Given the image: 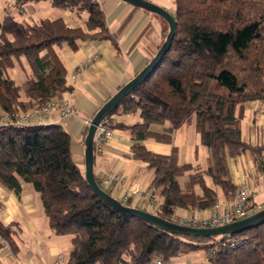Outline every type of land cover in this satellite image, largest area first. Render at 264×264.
<instances>
[{
  "label": "trees",
  "instance_id": "trees-1",
  "mask_svg": "<svg viewBox=\"0 0 264 264\" xmlns=\"http://www.w3.org/2000/svg\"><path fill=\"white\" fill-rule=\"evenodd\" d=\"M39 1L63 10L71 6L81 22L72 26L62 17L40 18L18 26L12 17L4 19L10 26L0 35V185L19 197L22 183H28L39 194L53 234L71 239L72 249L60 264L167 263L197 250L206 253L203 264H264V223L211 237L159 229L117 211L91 190L61 124L1 121L71 90L56 47L76 50L78 41L108 40L118 48L123 27L108 32L97 0H17L16 8ZM172 6L176 29L168 51L102 121L129 135L130 157L153 171L150 187L160 198L155 214L170 221L175 207L208 209L220 193L225 201L233 200L237 186L230 158L249 151L264 167V143L251 145L242 134L245 103L264 100V0H172ZM160 20L156 50L168 32ZM24 64L29 72L18 82L9 70L23 71ZM136 114L130 125L111 121L113 115ZM190 124L209 150L204 169L180 163L176 147L161 155L144 146L148 139L170 143L175 130ZM152 125L166 126L165 133L151 131ZM185 175L182 187L179 177ZM19 232L16 222L0 218V248L8 245L16 254Z\"/></svg>",
  "mask_w": 264,
  "mask_h": 264
},
{
  "label": "crops",
  "instance_id": "crops-1",
  "mask_svg": "<svg viewBox=\"0 0 264 264\" xmlns=\"http://www.w3.org/2000/svg\"><path fill=\"white\" fill-rule=\"evenodd\" d=\"M97 1L105 12L108 32L113 33L123 27L117 37L118 48L115 49L108 40L78 41L76 50L66 45L56 47V53L67 70V82L71 85V90L53 98L52 101L68 104L73 110V115L60 119L59 110L55 107L44 117L31 118L28 122L61 124L71 136V152L81 168H84L83 140L87 128L84 120H90L112 94L143 69L159 45L163 30L160 18L143 9L135 8L121 0ZM157 2L169 12L173 11L172 0ZM8 7L11 12L6 16ZM16 7L17 5L12 6L10 0H0V35L10 26L5 24L4 20L9 17H12V24L18 26L40 18L62 17L72 26H78L81 22L73 12L55 8L48 1L27 3L19 7V11ZM27 72L29 69L24 64L23 71L16 66L9 70V75L21 82ZM73 75L75 78H72ZM113 119L114 122L130 125L138 120V114L113 115ZM150 130L163 134L166 126L152 125ZM242 134L251 145L264 143V100H251L245 103ZM131 146L129 135L120 129H114L106 149L94 156L95 177L100 178L105 174L122 171L124 182L112 194L119 200L130 189H138L141 192L153 189L150 187L153 171L143 162L130 157ZM144 146L149 151L161 155L170 154L172 147H176L180 163H191L202 169L210 162L209 150L199 144L193 124L175 130L171 134L170 143L148 139L144 141ZM229 168L237 187L246 184L254 192L252 203L256 211L264 208V167L259 165L255 156L245 151L229 159ZM186 181L187 175L179 177L182 187ZM21 186V194L17 197L0 185V218L5 224L16 222L20 228L18 252L14 254L8 245H4L0 248V263L60 264L72 249L71 239L69 236L53 234L43 212L39 194L28 183H22ZM196 191L199 192V188H196ZM219 202H225L221 193ZM124 203L155 212L160 198L156 192L153 205H149L132 195L131 199ZM204 210L175 207L172 217L204 214ZM60 254L62 257L58 258ZM188 254L160 264H203L206 259V253L201 256L200 261L188 258Z\"/></svg>",
  "mask_w": 264,
  "mask_h": 264
},
{
  "label": "water",
  "instance_id": "water-1",
  "mask_svg": "<svg viewBox=\"0 0 264 264\" xmlns=\"http://www.w3.org/2000/svg\"><path fill=\"white\" fill-rule=\"evenodd\" d=\"M135 8L143 9L147 12L157 14L168 25V32L160 47L156 50L152 58L146 63L141 71H139L131 80L122 85L114 94H112L94 113L90 119V123L86 128L83 140L84 145V175L91 190L102 200L112 206L121 213H126L140 218L149 224L174 234H184L196 237H211L224 234H236L243 230L253 228L264 223V208L232 223L209 227L196 228L177 224L173 221L162 218L161 216L143 209L125 205L119 199L102 189L96 181L94 175V150L93 140L97 126L112 112L118 103L135 87L141 84L154 71L159 60L165 52L168 51L172 42L176 20L165 8L149 1V0H121Z\"/></svg>",
  "mask_w": 264,
  "mask_h": 264
},
{
  "label": "built area",
  "instance_id": "built-area-1",
  "mask_svg": "<svg viewBox=\"0 0 264 264\" xmlns=\"http://www.w3.org/2000/svg\"><path fill=\"white\" fill-rule=\"evenodd\" d=\"M12 6L16 5L17 0H10ZM10 7L6 11V16L10 15ZM19 11V8H16ZM68 11L73 12V8L69 6ZM97 56H95L96 58ZM75 78V75L72 76ZM55 107L59 110L60 119L73 115V110L68 104H60L59 102L50 101L39 108L31 109L27 112L19 111L11 115H5L2 117V122H12L14 124L22 125L29 122L31 118H41L49 114ZM111 121L114 122L113 116ZM86 126L89 125L90 120H84ZM114 129L107 123H100L95 131L93 140V150L95 154L102 153L107 146L109 139L113 136ZM100 187L110 193L118 189L120 184L124 182L122 171H117L110 174L102 175L100 178ZM156 190L153 188L148 192H141L138 189H130L121 198V202H127L131 199V196L140 198L146 201L149 205H153ZM254 192L248 188L246 184H240L237 187L234 198L232 201L217 202L211 208L205 209L204 214L195 213L190 216H177L172 217L173 222L196 228H209L216 227L234 221L240 220L244 217L256 212V207L252 203ZM155 213V212H153ZM60 254L58 258H61ZM158 264H160L158 262Z\"/></svg>",
  "mask_w": 264,
  "mask_h": 264
},
{
  "label": "rangeland",
  "instance_id": "rangeland-1",
  "mask_svg": "<svg viewBox=\"0 0 264 264\" xmlns=\"http://www.w3.org/2000/svg\"><path fill=\"white\" fill-rule=\"evenodd\" d=\"M157 1H159V0H156L153 3L157 4L158 3ZM166 3H167V1H166ZM157 5H160V4L158 3ZM44 13H46V12H44ZM164 39H165V37H164ZM204 254H205V252L203 250H197V251H194V252L189 253L187 256H188V258H190L192 260L200 261L201 256H203Z\"/></svg>",
  "mask_w": 264,
  "mask_h": 264
}]
</instances>
